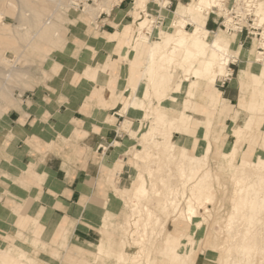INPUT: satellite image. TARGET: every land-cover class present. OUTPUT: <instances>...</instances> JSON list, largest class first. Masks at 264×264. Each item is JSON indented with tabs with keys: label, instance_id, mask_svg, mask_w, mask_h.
<instances>
[{
	"label": "crops",
	"instance_id": "0c3cea01",
	"mask_svg": "<svg viewBox=\"0 0 264 264\" xmlns=\"http://www.w3.org/2000/svg\"><path fill=\"white\" fill-rule=\"evenodd\" d=\"M170 1L166 14L174 16L183 10L186 0ZM190 1L187 7L193 3ZM232 3L233 0H225L226 6ZM130 5L128 1L116 4L98 19L94 11L92 14L81 12L87 20L83 18L77 25L80 34L72 38L71 55H54L40 83L23 92L9 107L0 157V264H96L99 240L109 246L107 252H115L112 244L115 238L110 229H119L123 221L114 220L119 210L114 198H120L114 187L125 188L114 184L127 167L126 159L122 158L127 154L123 150L132 145L126 147L125 138L130 133L135 139L142 125L141 120L131 129L134 119L129 115L132 110L145 113L140 108L142 96L147 92L144 79L149 80L161 63L156 62L150 75L145 62L147 50L132 40L135 28L131 21L135 18L129 12ZM147 9L157 10L152 3H148ZM175 20L163 22L162 38L172 31L177 32L175 29L179 27L172 26ZM217 22L211 9L205 28L218 32L220 27L214 30ZM186 24L191 25V22ZM186 24L184 29L190 30ZM233 33L227 36H237L236 57H232L225 72L217 76L204 94L208 97V106H200L201 113L196 118L187 110L189 107H184L183 120L173 134V140L180 147L195 150L210 140L213 148L217 142L214 152L220 154L218 151L226 150L230 144V129L236 124L244 125L248 120L245 128L251 129L259 121L264 128V50L262 54L260 49L264 37L250 35L246 29ZM136 39L145 43L151 40L143 34H137ZM158 39L155 35L153 41ZM62 42L63 36L59 33L49 43L58 46ZM125 45L133 52L129 58L128 81L132 92L121 102L125 89V85H121ZM199 56V63L210 59L207 54L205 58ZM189 76L191 78V74ZM178 82L172 71L164 86L154 85L159 95L162 92L171 95L168 105L164 106L166 109L170 103L181 107V102L185 103L187 98L195 101L204 97H196V90L191 87L174 97ZM233 100L236 103H230ZM251 104L258 107L257 111L247 108ZM234 110L235 115H230ZM228 119L233 122L229 132L225 130ZM192 127L194 134L189 133ZM209 131V139L203 137ZM134 161L137 170L135 158ZM186 230L189 231L182 227L181 231ZM172 238L167 237L163 244L173 241ZM72 242L90 243L93 248L74 247ZM72 248H75L74 254L70 251ZM66 255L69 258L64 261ZM90 256L92 259L88 260ZM195 256L191 264L195 263ZM154 257L159 260L163 256Z\"/></svg>",
	"mask_w": 264,
	"mask_h": 264
},
{
	"label": "bare ground",
	"instance_id": "6f19581e",
	"mask_svg": "<svg viewBox=\"0 0 264 264\" xmlns=\"http://www.w3.org/2000/svg\"><path fill=\"white\" fill-rule=\"evenodd\" d=\"M20 1L24 7H33L36 14L50 12L51 5L55 6L52 14L61 12V5L63 4V0H45V4L40 3L39 0ZM119 1L96 0L94 3L88 4L85 10L81 12L90 13L94 11L98 18L102 12H110L111 8ZM153 1L158 4L160 13L162 9L164 12H167V8L170 9L168 7L169 0ZM223 1L195 0L193 6L187 7V15H190L191 18L178 14L181 20H175L174 24L172 23V26L179 27L175 29L179 30L177 34L149 44L145 62L149 66L150 75H152L153 66L158 60L161 62L158 67L170 66L180 58L183 52L182 48H187V56L184 57L183 63H177L182 66L179 68L185 74L179 77L178 72L176 73L179 82L174 97L182 95L186 88L188 90L195 89L196 97L204 96L213 86L217 76L225 72L232 57H236L239 48L237 36H227L225 33L227 30L222 31L223 29H221L213 33L205 28L207 14L210 13L206 10L217 6L226 7ZM254 1H256L253 9L256 15V24L264 25V0ZM148 3V0H135L131 3L129 10L135 18L131 22L137 29V34H143L146 39H152L154 34L161 38L159 33L161 26L155 29L152 23L153 18L144 15ZM67 6L72 9L68 1ZM231 20L232 17L228 15L224 22L229 25ZM187 22H191L193 29L180 30L185 27ZM262 36L264 37V31ZM139 40H137V45L144 43L138 42ZM208 53L210 59L202 60L199 63V55L205 58ZM14 60L17 59L14 58ZM188 74H191V78L187 77ZM189 94L191 95V91ZM181 103V107L170 103L171 106L167 109L161 104L151 106L150 109L154 113L151 127V121L149 123L151 129L142 131L137 144L123 150L124 154L134 156L135 165L139 172L136 180L132 181L130 193L114 187L115 193L124 201L127 208L125 219L119 225L124 236L121 240L122 250L116 255L117 264H149L156 239L163 234L164 229H167V222L170 217H174L173 220H176L179 226L189 229L196 227V230H199L197 228L208 220L211 205L216 201L219 194L216 186L222 184L221 187L229 188L228 184L222 182L221 175L216 171L219 162L212 158L213 156L216 157L217 154L214 152L210 140L200 144L195 150L180 147L173 140V134L178 128V123L183 120L184 107L195 109L193 98H187L185 103ZM247 108L256 111L258 109L253 104ZM145 114L147 113L140 114V116ZM169 114H173V117ZM247 125L248 120L245 121L244 125L236 124L231 133V147L227 151H218L222 161L225 162L226 160L228 164L226 165L227 170L233 171V192L230 195L232 210L225 219H221L224 224H220L222 223L220 222L214 231L216 237L221 234L225 235V244L220 245L222 264H258L252 259L254 252L262 255L260 264H264V241L261 242V238L264 236L262 232L264 229V159L259 145L260 138L264 139V132L263 128H245ZM242 128L245 130H241ZM245 139L248 144L256 140L257 149L246 148ZM145 158L147 160L154 158L159 164H157L158 168L153 169L152 174H148V176L142 168L143 165H141V161ZM166 163L170 166L163 173L161 171L163 167L160 165ZM171 166L177 169L178 174L174 173V168ZM149 182L153 183L154 195L151 193ZM224 190L223 193H225ZM182 200H185V203ZM152 204H155L157 209L153 208ZM105 217L107 218V215ZM182 234L180 235L182 236ZM97 247L98 259L104 256L106 249H110L104 241L100 240ZM173 252L169 264H189L193 262V256L196 255L193 249L189 253L182 251L181 247H176Z\"/></svg>",
	"mask_w": 264,
	"mask_h": 264
},
{
	"label": "rangeland",
	"instance_id": "374dc122",
	"mask_svg": "<svg viewBox=\"0 0 264 264\" xmlns=\"http://www.w3.org/2000/svg\"><path fill=\"white\" fill-rule=\"evenodd\" d=\"M67 1L68 0H63V4L61 5V12L58 11L55 14H52V12L55 10V6L51 5L50 12L36 14L33 10V7H28V6L24 7L20 0H0V15L2 16V18L0 19V77L2 78L0 80V157L2 151L4 150V145H3V140H4L3 138H5L4 129L6 127V122H8L6 118V114L9 107L11 106V104H13V102H15V99L18 96L23 94V92L27 91L28 89L34 88L37 84L40 83L42 79V75L47 74L46 71L48 70L50 64L53 62L54 55H57L58 53L63 56L71 55L70 51L72 48V44H71V42L73 41L72 38L80 34V32L77 30V25L80 23V20H82L83 18L87 20V18H85V16H83L80 11H76L74 9L69 10L70 8L67 6ZM109 1L111 0H108V2ZM39 2L45 4V0H39ZM189 2L191 1L186 0L184 2V5L182 6L183 10L180 13H178L180 14V16H185V17L187 16V10H188L187 5ZM192 2L193 3L190 6H193V4H195L194 3L195 0L194 1L192 0ZM223 3H225V0L223 1ZM217 7L211 8L215 18L218 21L216 23L217 26L214 30H217V28L220 27L221 29H223L222 31H225L226 29L220 23L224 20V17L225 19L228 17L227 12L224 10L226 7L224 6L222 7L217 6ZM156 9L157 10L159 9L157 5H156ZM173 9H175V6L172 8V10ZM161 14L165 16L164 23H166L167 21L171 23V21L175 19L177 21L181 20L178 14L175 13L174 16H169L166 14V12L163 11V9L161 10ZM191 28L193 29V27L188 24L187 29H191ZM180 30H185V29L183 28ZM176 31H177L176 33L172 31V33L167 34L165 38L170 37V35L174 36L179 32V30ZM59 33H61L63 36L62 44L58 46H52L49 42L57 34L59 35ZM225 33L229 35V32H225ZM155 35L157 34H154L153 38L150 41L146 43L144 42L145 44L143 43L140 44L139 46H142L147 50L148 44H150L153 41ZM136 37H137V29L135 28L133 30V35H132V40H135V42L137 41ZM165 38L161 37L157 40V42ZM182 50L183 52L180 55V58L175 63L171 64L170 66H162L157 68L149 80L144 79V81L147 83L146 86L147 92L146 95L142 96L143 104L140 108L144 109L147 114H145L144 116H140L139 112L138 111L136 112V110H132L130 112L129 118L134 119L133 122L131 121L132 122L131 129L137 127V124L140 123L141 120H142V125L140 127V132L137 133L138 135L135 137V139H132L130 133L128 134L129 137L125 138L124 143L127 145L126 147H129L131 145L133 146L138 141V136L142 131L151 129L149 128L150 125L149 123L151 121V125H150L151 127L152 119L154 118V113L151 111L150 107L158 104H161L162 107L168 105L169 103L168 101L169 99H171V95L167 96L164 94V92H162V94L160 93L159 95L158 92L155 91L154 85L164 86L168 82V76L172 71L174 73L178 72L179 77L182 76L183 70L179 68L180 65H178L177 63L180 64L183 63V59H185L184 57L187 56V52H188L187 48L185 47L182 48ZM123 52L126 58H124V60L121 61V67H124V75L122 77L121 85L124 84L125 89L124 92L122 93L123 96L121 102H123L124 99L130 94V92H132V89L128 87V81L130 78L129 58L132 57L133 52L132 49L126 45L124 46ZM44 54H46V56L42 57V55ZM72 54L76 55L75 53ZM5 58H9V59H5ZM14 58H16L17 60H14ZM38 73H41L40 75L41 77L39 76ZM171 85L173 86L174 84ZM207 103H208L207 97H202L199 99L196 98L195 103L193 105L196 108L195 109L187 108V110H190L192 117L196 118L197 115L201 113L200 112L201 109H199V107L200 106L206 107L208 106ZM230 103H236V102L235 100H233L230 101ZM202 110L204 111V109ZM235 113L236 112L234 110V112L232 111L230 115L232 114L235 115ZM241 113L242 111L239 112L238 115H241ZM232 124L233 122L230 119H228L225 123V130L229 132V128ZM232 128L230 129V132ZM250 128L261 129L263 127L260 126L259 121H256L254 125ZM192 129H190L191 131H189V133L194 134V127H192ZM241 130H245V128H242ZM263 132H264V128H263ZM209 133L210 131L203 137L209 139ZM255 142L256 140L251 144H248L246 140V148H256L257 143ZM229 143L230 144L229 145L227 144L226 146V151L231 147L232 140H229ZM259 143H260L259 145L261 146L260 149L262 150L261 154L264 159V139L260 138ZM216 146H217V142L214 144V150L216 149ZM122 158L126 159L127 167L124 172V175L120 176L121 179L115 182L114 185H117L120 188L124 187L125 189L123 191L130 193L131 182L135 179L138 170L134 168V162H135L134 156L131 157V155H127ZM212 158L219 162L220 165L216 168V171L219 172V174L221 175L220 179L222 180V182L228 184L229 188L225 189L224 186L221 187L222 184H218V187L216 186L219 194L217 195L216 201L211 205V211L209 213L208 220L203 222L202 225L199 228H197L199 230H196V227L191 226L192 228L190 229L188 228L189 231L186 230L185 232H182L181 231L182 226H179V223L176 220H173L174 217H170L169 220L173 222L170 224L169 222H167L168 229L166 230L164 229L165 232L163 231V234H161L160 237L159 236L157 237L155 245L153 247L154 249H152L153 250L152 256L154 255L158 256L162 254L161 256H163L164 261L162 263L161 258H159L158 260L157 257H153V259L150 260L149 264H167L171 259L170 258L171 255L174 253L173 248L176 246L181 247L182 251L184 252L187 251L190 253L192 249L194 250V253L196 252V256L194 259L195 263L193 264H222V257H221L222 251H220L221 248L220 245L222 246L225 244L224 241L225 235L221 234L219 237H216V233L214 231L216 230V227L218 228V224L222 222L221 219L223 218L225 219V217H227V214L232 210L230 203V195H232L233 192V185H232L233 171H229V172L226 171V169L228 168L226 165L228 164L226 163V160L225 162L224 160L222 161V158H220V154H217L216 157L213 156ZM239 159L240 158L238 157V160ZM141 163H142L141 165H143L142 168L143 170H145L147 176L148 174L149 175L152 174L151 171L155 168H158L157 166L159 165L156 159L154 158L148 160L145 158V160L141 161ZM221 164L222 165L225 164V165L222 166ZM160 166L163 168H161ZM160 166L159 167L161 168V171L165 173L166 169L170 165L166 163L165 165L163 164ZM171 167L174 168V166ZM174 173L178 174L176 168H174ZM149 183L152 190L151 193L152 195H154L153 183L152 182ZM223 190L225 193H223ZM114 199H116L119 209L116 213L114 220H116L117 222L124 221L125 215L127 213V208L124 205V201L118 198V196H116ZM182 202L185 203V200H182ZM152 206L153 208L157 209L155 204H152ZM220 224H224V221ZM262 232L264 233V229L262 230ZM110 233L111 236L115 238L114 243H112L113 246L115 247V252L110 253L106 251L105 252L106 254L104 253V256L101 257L98 260V263L96 264H116V255L122 250L121 240L124 234L121 232L120 228L119 229L111 228ZM180 234H182V236L184 237H182ZM100 236H102V234ZM169 236L173 237L172 238L173 241L168 242V244L167 243L163 244L164 240L167 239V237ZM108 241L112 242L111 238H109ZM263 241H264V236H262L261 238V242ZM72 245H74V247H80L86 250L93 248L90 243L72 242ZM189 246H191L190 249ZM70 251L74 254L75 248H72ZM37 253L38 252H36V254ZM210 253L212 254L211 257H210ZM163 254L165 255V257ZM105 255L108 256L107 258H105L107 260L103 259ZM253 255L254 256L252 257V259H254L256 263L260 264L262 255L260 253H255V252L253 253ZM67 256L69 255L65 256L64 261L66 260V258L67 259L69 258ZM91 257L92 256L88 257L87 259L91 260L92 259ZM189 264H191V262Z\"/></svg>",
	"mask_w": 264,
	"mask_h": 264
},
{
	"label": "built area",
	"instance_id": "2783aa9c",
	"mask_svg": "<svg viewBox=\"0 0 264 264\" xmlns=\"http://www.w3.org/2000/svg\"><path fill=\"white\" fill-rule=\"evenodd\" d=\"M96 0H68V2L71 5V8L76 11H84L86 6L88 4L94 3ZM128 1L130 4L135 2V0H120L116 4H122L124 2ZM149 3L155 4L158 7V4L154 2L153 0H148ZM255 2L254 0H233V3L231 5L226 6L227 8L225 11L227 12V15L232 17L231 22L229 25L225 24V17L222 21V26L227 30V32H243L245 29L247 30L248 34L253 36H259V38H262V32L264 31V25H257L256 24V15L253 12V9L255 8ZM115 4V5H116ZM168 7H171V1L169 0ZM103 13V12H102ZM101 13V14H102ZM99 15V17L101 16ZM144 15H147V17L153 18V26L154 28H157L161 26L164 22V17L160 13L159 9L154 11L153 9H146L144 12ZM98 17V18H99ZM97 18V19H98ZM96 19V20H97ZM135 20V19H134ZM262 50L261 53H263L264 50V44L263 47L260 48Z\"/></svg>",
	"mask_w": 264,
	"mask_h": 264
}]
</instances>
